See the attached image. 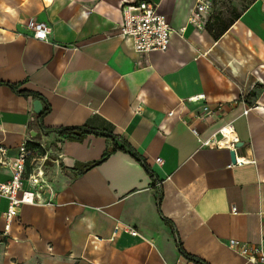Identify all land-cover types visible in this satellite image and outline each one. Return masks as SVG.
<instances>
[{
	"label": "crops",
	"instance_id": "0c3cea01",
	"mask_svg": "<svg viewBox=\"0 0 264 264\" xmlns=\"http://www.w3.org/2000/svg\"><path fill=\"white\" fill-rule=\"evenodd\" d=\"M140 1L0 0V145L12 157L43 144L53 190L7 236L0 198V264H247L228 241L258 243L264 214V0H215L201 29L188 23L196 0H148L172 33L146 56L118 34L122 7ZM30 19L50 27L47 42ZM228 123L246 161L233 168L229 150L201 144ZM70 128L82 135L58 134ZM122 142L138 159L109 153Z\"/></svg>",
	"mask_w": 264,
	"mask_h": 264
},
{
	"label": "built area",
	"instance_id": "2783aa9c",
	"mask_svg": "<svg viewBox=\"0 0 264 264\" xmlns=\"http://www.w3.org/2000/svg\"><path fill=\"white\" fill-rule=\"evenodd\" d=\"M215 0H196L194 8L188 18V23L197 29L205 27L207 16L210 15ZM122 22L118 26V34L122 38L132 41L135 53L146 56L153 52H165L169 47L172 30L159 12L158 7L148 0L140 1L135 5H124L122 7ZM27 29L33 38L41 42H47L51 29L44 23L32 19L26 23ZM192 102L203 100V96H195L189 99ZM250 111L246 108L243 113L247 115ZM216 113L209 106L202 108L198 117L201 122H207ZM195 135H198L194 131ZM239 141L233 131L231 123L212 134L207 140L201 142L204 147L226 149L236 151ZM10 149L0 145V167L10 171L8 182L0 183V198L7 200L8 206L3 214L5 222L3 235L7 236L11 230L13 220L18 216L22 206L51 205L50 201L40 203V194L43 191L53 192L48 182L45 170L49 162L46 147L41 143H30L23 141L14 156L9 157ZM235 164H229L228 168L245 164L244 159H235ZM123 231L131 236L138 233L129 227L115 226L114 233ZM228 247L239 255L247 264H264V214H260V234L258 243L251 245L237 240H229Z\"/></svg>",
	"mask_w": 264,
	"mask_h": 264
},
{
	"label": "trees",
	"instance_id": "16d2710c",
	"mask_svg": "<svg viewBox=\"0 0 264 264\" xmlns=\"http://www.w3.org/2000/svg\"><path fill=\"white\" fill-rule=\"evenodd\" d=\"M1 85V84H0ZM9 86V85H8ZM9 87H11V88H13L15 91H17V93L20 95V96H24V97H33V98H38V96L36 97V95H34V94H31V93H29V92H27V91H18L17 90V86H9ZM39 101L41 102V100L39 99ZM49 113V108H48V106L47 105H45V106H43V109H42V111L40 112V114H39V116H38V119H43V117L45 116V115H47ZM81 132H83L82 130H80V129H61V130H58V134L59 135H61V136H66V137H73V136H78V135H82V133ZM84 133H87L86 131L84 132ZM122 148H117V147H114V148H112L110 151H109V153H112V152H115V151H117V150H119L120 149V151H125L126 153H128V154H130L131 156H133V157H135V158H137V156H136V153L132 150V148H130L129 147V145H127L125 142H122ZM124 148H125V150H124ZM107 155H105L104 157H106ZM103 157V158H104ZM138 159V158H137ZM99 163H94V164H91V165H87V166H84V168L80 171V173H82V172H84V171H86V170H88V169H90V168H92L93 166H95V165H98ZM144 164V163H143ZM178 249H179V252L184 256V257H186L187 259H189L190 261H192V262H199V261H197V260H194L193 258H191L190 256H188L187 254H185L184 252H183V250L181 249V247L178 245Z\"/></svg>",
	"mask_w": 264,
	"mask_h": 264
},
{
	"label": "water",
	"instance_id": "95a60500",
	"mask_svg": "<svg viewBox=\"0 0 264 264\" xmlns=\"http://www.w3.org/2000/svg\"><path fill=\"white\" fill-rule=\"evenodd\" d=\"M34 103L32 104V108H33V113L34 114H36V115H39L40 114V112H41V107H42V105H41V103L42 102H40L39 100H35V101H33ZM240 147V144L239 145H237L235 148H236V150L238 149ZM229 156H230V161H231V163L232 164H235V152L234 151H230L229 152Z\"/></svg>",
	"mask_w": 264,
	"mask_h": 264
},
{
	"label": "rangeland",
	"instance_id": "374dc122",
	"mask_svg": "<svg viewBox=\"0 0 264 264\" xmlns=\"http://www.w3.org/2000/svg\"><path fill=\"white\" fill-rule=\"evenodd\" d=\"M46 172H47L46 175L49 174V173H48V170H47Z\"/></svg>",
	"mask_w": 264,
	"mask_h": 264
}]
</instances>
